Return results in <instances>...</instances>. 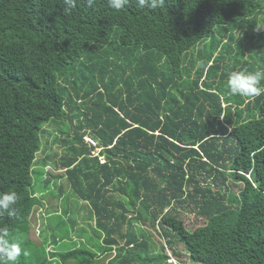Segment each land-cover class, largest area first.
<instances>
[{"label":"trees","instance_id":"16d2710c","mask_svg":"<svg viewBox=\"0 0 264 264\" xmlns=\"http://www.w3.org/2000/svg\"><path fill=\"white\" fill-rule=\"evenodd\" d=\"M244 69L264 70V0H0V193L19 196L0 229L28 255L34 208L64 179L91 243L40 264H264V93L227 91Z\"/></svg>","mask_w":264,"mask_h":264},{"label":"rangeland","instance_id":"374dc122","mask_svg":"<svg viewBox=\"0 0 264 264\" xmlns=\"http://www.w3.org/2000/svg\"><path fill=\"white\" fill-rule=\"evenodd\" d=\"M194 53H196V51H194ZM62 127L59 128V125L55 123L45 126L48 131H54L57 134H59L58 130L62 129ZM45 140L46 138L43 137V148L46 147ZM49 146H51L50 152L55 151L59 153L61 151L59 144L51 142V145ZM37 156L40 157L39 154ZM39 168L40 167H37V170H39ZM43 170L44 172L53 171L51 166H45ZM41 180L42 178L34 180L35 185L39 186ZM59 186H62L64 189L63 192L58 194L57 191ZM42 197L44 206H36L34 208L35 210L31 216V227L29 231L30 234L35 232L38 240L37 242H33L32 245H30V252L27 255L28 257L25 258V260L21 264H40L39 262H42L44 257H46V259H52L51 254L63 252L81 245L79 239H83V241L91 243L92 233L89 224L92 225L93 221L87 219L88 209L86 208V206H83L84 204L81 201L73 198L70 195V189L67 187L64 179L54 180L51 186V190L44 192ZM64 199L67 200V204L73 212L72 213L71 211H69L68 216L66 217L62 213L64 206H67V204L64 203ZM59 208L61 209V211ZM57 210H59V212ZM58 215L62 216L60 217ZM74 222L76 223L73 228L72 225ZM133 225L134 228L143 227L144 229H146L145 226L139 225L138 223H134ZM80 232H84L85 236L82 237L80 235ZM161 240L163 242V239ZM146 241L149 246V253H154L156 251L160 252L162 244L155 238L154 235H151V237L147 235ZM21 247L25 250V247L23 245ZM96 250L97 254H99V250ZM165 252L170 258L169 264H176L177 260L173 259L171 251L166 250ZM138 253L141 255L145 254L143 251ZM18 259L22 260L21 257ZM15 262L14 264H17ZM73 262L74 261L72 260L63 261L59 258H56L52 260L51 264H73ZM94 264H103V260H97V262H95Z\"/></svg>","mask_w":264,"mask_h":264},{"label":"clouds","instance_id":"9594fccd","mask_svg":"<svg viewBox=\"0 0 264 264\" xmlns=\"http://www.w3.org/2000/svg\"><path fill=\"white\" fill-rule=\"evenodd\" d=\"M89 6L95 3V0H87ZM68 8H74L76 0H64ZM129 3V0H108L109 6L116 10H123ZM164 0H137L140 8L150 7L152 9L161 6ZM264 79V70L250 72L247 69L232 71L227 80V91L233 96L257 97L264 93V85L261 80ZM19 199L16 191L0 193V215L7 213L14 215L15 205ZM23 241L18 236H10L6 229H0V264H14V262L27 252L22 249Z\"/></svg>","mask_w":264,"mask_h":264},{"label":"built area","instance_id":"2783aa9c","mask_svg":"<svg viewBox=\"0 0 264 264\" xmlns=\"http://www.w3.org/2000/svg\"><path fill=\"white\" fill-rule=\"evenodd\" d=\"M84 141L88 145V147L92 148V155L93 156H98L100 161L103 162V157L99 155L101 148L98 145V142L96 139L90 137V136H85Z\"/></svg>","mask_w":264,"mask_h":264}]
</instances>
